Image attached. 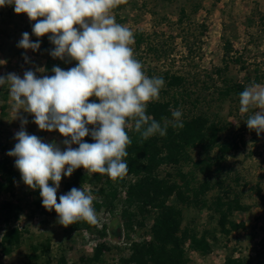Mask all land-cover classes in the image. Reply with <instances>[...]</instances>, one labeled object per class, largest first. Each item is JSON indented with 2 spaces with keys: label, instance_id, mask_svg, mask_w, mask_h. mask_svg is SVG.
<instances>
[{
  "label": "rangeland",
  "instance_id": "374dc122",
  "mask_svg": "<svg viewBox=\"0 0 264 264\" xmlns=\"http://www.w3.org/2000/svg\"><path fill=\"white\" fill-rule=\"evenodd\" d=\"M182 10L186 14L180 23ZM112 14L117 23L133 32L134 39L137 33H145L154 40L168 41L174 47L172 59L175 62L168 60L164 64L155 60L153 54H146V50L135 51L133 44L134 55L145 60L140 61L145 68L151 66L161 72L173 64L177 70H182L185 64L182 56H186L191 49L194 63L199 67L197 70L221 68L225 44L229 43L234 54L243 56L251 65L249 77L253 75V69L264 70V0H119ZM34 23L26 14H16L13 5L0 8V76L15 73L23 78L24 73L31 70L40 78L54 75L53 67L69 70L76 66L75 61L53 58L46 53V45L49 52L55 45L49 40L50 34L38 38L32 33ZM25 32L29 33L32 42L40 41L38 51L18 47ZM185 41L189 43L187 47ZM48 59L53 62L49 71L46 70ZM232 68V75L240 80L247 78L246 71L239 70L237 66ZM261 86H264V82ZM4 96H7L6 101ZM94 99L89 98V102ZM12 104L9 86H0V143L5 149L0 154V161L8 160L17 172L11 192L0 193V243L9 227L19 228L24 235L21 245L11 255H3L0 249V264H136L130 257L136 246L144 241H153L151 224L144 225L135 206L131 207L134 212L128 208L122 186L117 188V198L106 199L102 187L107 190L108 197L111 186L117 187L116 180L111 179L107 183V178L98 180L97 173L85 169L82 171L84 179L80 188L89 191L94 197L96 223L78 221L65 227L58 222L57 213L45 216L36 209L34 202L37 189L33 190L23 183L15 167L16 158L7 154L18 142L15 134L23 127L28 134L38 136L45 143L54 142L62 151L66 150V138L58 131L39 130L32 114L20 110L16 115ZM229 111V104H226L223 114L227 116ZM254 111L235 113L236 116L229 120L235 125L239 123L240 127L247 120L244 115L254 114ZM240 118L244 119L240 121ZM22 119H27L28 123L22 125ZM246 142L239 151L230 154L227 161L231 177H240L238 189L244 191L242 198L245 208L232 216L239 230L228 235L218 234V240L212 242V252L207 256L188 251L191 264H223L228 256L255 257L263 250L264 132L259 135L256 132L254 137L246 135ZM72 147L75 148V145ZM71 179L72 176H62L58 196L68 193L66 185ZM129 215L132 216L129 218ZM186 224L196 226L199 233L214 231L217 226L215 220H210L207 211L196 209L185 212Z\"/></svg>",
  "mask_w": 264,
  "mask_h": 264
},
{
  "label": "clouds",
  "instance_id": "9594fccd",
  "mask_svg": "<svg viewBox=\"0 0 264 264\" xmlns=\"http://www.w3.org/2000/svg\"><path fill=\"white\" fill-rule=\"evenodd\" d=\"M118 3L119 0H0V8L13 5L16 14H26L35 21L32 33L36 37L50 34L49 40L55 45L50 52L53 58L76 62L69 70L53 67L51 76L38 78L31 70L23 78L15 73L0 76V86H9L16 115L20 110L32 114L39 130L58 131L66 138V150L62 151L54 142L45 143L22 127L15 134L18 142L7 153L16 158L15 167L23 183L40 190L42 206L48 211L54 209L58 222L65 227L78 221L96 223L97 217L94 197L82 187L60 195L57 202L62 176L70 177L83 168L113 180L122 178L128 173L125 158L132 143L126 129L133 127L146 140L156 134L165 136L172 123L164 118L162 126L146 114L148 103L159 99L165 81L162 77L150 78L143 71L134 55L133 32L117 23L112 14ZM18 47L38 51L40 41L32 42L25 32ZM239 104L240 113L255 110L245 121L248 128L258 135L264 132V86L253 83L246 87L240 93ZM171 114L175 121L172 127L182 128V112L173 110ZM27 123L22 119V125ZM89 135L94 143L84 142Z\"/></svg>",
  "mask_w": 264,
  "mask_h": 264
},
{
  "label": "trees",
  "instance_id": "16d2710c",
  "mask_svg": "<svg viewBox=\"0 0 264 264\" xmlns=\"http://www.w3.org/2000/svg\"><path fill=\"white\" fill-rule=\"evenodd\" d=\"M185 14L182 10L180 23ZM134 41L135 51L146 50V54H153L158 62H175L172 59L174 47L168 41L154 40L145 33H137ZM188 44L186 42L185 46ZM44 50L50 55L47 45ZM193 54L191 49L186 56H182L185 62L182 70H177L173 64L161 72L155 67L143 66L148 77H162L165 81L159 99L148 103L146 114L163 126L164 118L174 123L171 113L180 110L183 127H172V123H169L165 136L156 134L146 140L133 127L127 128L132 141L125 158L128 173L116 179L117 187L111 186L108 197L107 190L104 187L101 189L106 199L110 200L118 197L117 188L122 186L128 208L132 210L131 207L135 206L144 225L151 224L153 241H144L136 246L130 257L136 264H191L188 251L201 256L209 255L218 234L228 235L239 230L232 216L245 208L242 198L244 191L238 189L240 177H231L227 161L230 154L246 145V135L254 137L256 131L248 128L246 120L239 127V123L235 125L229 118L240 112L239 96L246 87L253 83L263 85L264 70L253 69V75L249 77L251 65L243 56L234 54L229 43L225 44L221 68L197 70L199 67L194 63ZM135 57L139 61L144 60L138 55ZM52 64L48 59L46 70H51ZM233 66L246 71L247 78L240 80L232 75ZM6 98L4 96V101ZM226 104L230 107L227 116L223 114ZM248 116L244 115L245 119ZM84 142L95 141L89 135ZM74 145L78 148V145ZM4 151L0 143V154ZM83 170L79 168L73 172L71 182L66 185L68 192L74 187L80 188L84 179ZM16 177L17 172L10 162L1 160L0 193H10ZM97 178H107V183L111 181L106 174L97 173ZM49 184L54 186L51 181ZM35 197V207L42 215L56 214L54 209L48 211L42 206L39 189ZM8 206L14 208L12 204ZM190 209L207 211L210 220L217 223L215 230L199 233L196 226L184 225L185 212ZM23 235L19 228L9 227L0 243L1 253L11 255L21 245ZM223 264H264V247L255 257L231 255Z\"/></svg>",
  "mask_w": 264,
  "mask_h": 264
}]
</instances>
